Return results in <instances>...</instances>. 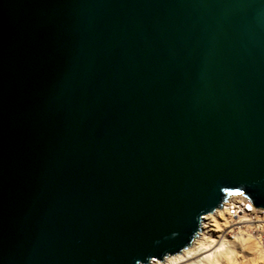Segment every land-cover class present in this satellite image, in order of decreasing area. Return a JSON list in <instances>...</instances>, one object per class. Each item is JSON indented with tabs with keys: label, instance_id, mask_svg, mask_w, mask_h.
<instances>
[{
	"label": "water",
	"instance_id": "water-1",
	"mask_svg": "<svg viewBox=\"0 0 264 264\" xmlns=\"http://www.w3.org/2000/svg\"><path fill=\"white\" fill-rule=\"evenodd\" d=\"M232 194L264 209V0H0V264H147Z\"/></svg>",
	"mask_w": 264,
	"mask_h": 264
},
{
	"label": "bare ground",
	"instance_id": "bare-ground-1",
	"mask_svg": "<svg viewBox=\"0 0 264 264\" xmlns=\"http://www.w3.org/2000/svg\"><path fill=\"white\" fill-rule=\"evenodd\" d=\"M239 222L244 220L234 223ZM234 223L221 212L206 214L187 248L163 257L161 262L153 259L148 264H264V249L260 245L249 241L250 237L242 238L241 232L230 235Z\"/></svg>",
	"mask_w": 264,
	"mask_h": 264
},
{
	"label": "built area",
	"instance_id": "built-area-1",
	"mask_svg": "<svg viewBox=\"0 0 264 264\" xmlns=\"http://www.w3.org/2000/svg\"><path fill=\"white\" fill-rule=\"evenodd\" d=\"M215 212L223 213L233 223L243 219L244 222L232 225L231 233L234 231L237 233L242 232V235L252 237L256 242L264 245V209L254 208L245 196L241 194L228 196L226 201L221 203V207L215 209L212 213ZM241 228L244 230L242 231Z\"/></svg>",
	"mask_w": 264,
	"mask_h": 264
},
{
	"label": "rangeland",
	"instance_id": "rangeland-1",
	"mask_svg": "<svg viewBox=\"0 0 264 264\" xmlns=\"http://www.w3.org/2000/svg\"><path fill=\"white\" fill-rule=\"evenodd\" d=\"M237 225H238V224H237ZM235 226H236V225H235ZM241 230L243 231L244 229L241 228ZM241 233H242V232H241ZM230 235H231V236H237V235H239V233H237L236 231H234L233 234L230 233ZM241 237L244 238V239L247 238V237L244 236V235H241ZM249 239H250V240H249ZM249 239H248L249 241L257 243V245H260V246L264 249V245L259 244L258 242H256V240H255L254 238L250 237ZM229 240H231V239L229 238ZM147 264H148V263H147Z\"/></svg>",
	"mask_w": 264,
	"mask_h": 264
}]
</instances>
